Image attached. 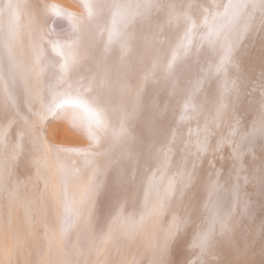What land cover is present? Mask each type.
<instances>
[{
  "label": "bare ground",
  "instance_id": "6f19581e",
  "mask_svg": "<svg viewBox=\"0 0 264 264\" xmlns=\"http://www.w3.org/2000/svg\"><path fill=\"white\" fill-rule=\"evenodd\" d=\"M227 3L0 0V264H264V12L210 43Z\"/></svg>",
  "mask_w": 264,
  "mask_h": 264
},
{
  "label": "snow or ice",
  "instance_id": "6c2138e0",
  "mask_svg": "<svg viewBox=\"0 0 264 264\" xmlns=\"http://www.w3.org/2000/svg\"><path fill=\"white\" fill-rule=\"evenodd\" d=\"M85 8L88 10L89 17L92 16V6L89 3H85ZM11 8L12 5H9ZM117 9L116 17H122V8L126 6L115 5ZM257 7L260 8L261 12H264V0H228V3L223 6L222 12H217L212 14L210 17H206L203 21L204 27L206 29V38L210 43L215 42L225 34V31L232 32L236 30L241 24H243V29H247V21L250 18V10H255ZM53 10L57 16H61L62 12L57 6H53ZM116 21L114 20V26L110 33V40L118 38L120 35L119 30L115 26ZM63 54V53H61ZM231 56V45L226 46L225 60H228ZM76 106L83 107L79 102H75ZM62 106V105H61ZM90 115L95 117L97 122H99V115L95 112L90 111ZM2 135V134H0ZM66 211L70 209L66 208ZM204 242H207L208 237L205 236Z\"/></svg>",
  "mask_w": 264,
  "mask_h": 264
}]
</instances>
